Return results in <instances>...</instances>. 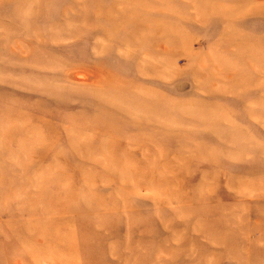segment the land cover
Here are the masks:
<instances>
[{
  "label": "rangeland",
  "instance_id": "374dc122",
  "mask_svg": "<svg viewBox=\"0 0 264 264\" xmlns=\"http://www.w3.org/2000/svg\"><path fill=\"white\" fill-rule=\"evenodd\" d=\"M0 264H264V0H0Z\"/></svg>",
  "mask_w": 264,
  "mask_h": 264
}]
</instances>
